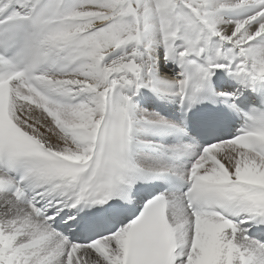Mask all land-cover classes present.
<instances>
[{"label": "snow or ice", "instance_id": "snow-or-ice-1", "mask_svg": "<svg viewBox=\"0 0 264 264\" xmlns=\"http://www.w3.org/2000/svg\"><path fill=\"white\" fill-rule=\"evenodd\" d=\"M218 73L264 89V0H0V264H264V110L187 168L132 158L139 126L180 130L140 89L235 106ZM166 175L186 191H133Z\"/></svg>", "mask_w": 264, "mask_h": 264}, {"label": "bare ground", "instance_id": "bare-ground-1", "mask_svg": "<svg viewBox=\"0 0 264 264\" xmlns=\"http://www.w3.org/2000/svg\"><path fill=\"white\" fill-rule=\"evenodd\" d=\"M159 60L157 61V78L159 81H164L165 79H170L171 77H174L177 72L180 71L178 67H176L175 64L171 62H167L164 59V51L161 48L158 52ZM237 86L239 89H241V84L237 81ZM157 88L158 91H154L151 88H142L139 90V92L133 96V113L135 116L139 117L141 115H147V114H157L155 112V109L157 108L154 106V103L152 101V98L154 96H158L162 99L163 103L170 107L171 105H176L178 100L175 98L174 95L169 94L170 89L167 87L164 83H158ZM140 104H143L140 106ZM165 118V116H161ZM166 119V118H165ZM157 134V131L151 129L149 126H139L138 129L134 132V137L137 141H150V144H144V143H134L133 148V160L139 164L147 165L151 164L157 161L164 160L166 162L172 163L174 166L179 168H187L189 167V162L192 158H194L196 152L198 151V148L190 145L188 143H177V144H169V145H160L152 140V137ZM179 146H186L190 150V155L188 156H178L174 159H170L168 157V154L163 151V149H170L172 147H179ZM151 150H158L161 155H158L156 153L154 154H148L145 152L146 149ZM182 157L188 158V162H182ZM258 239V238H257Z\"/></svg>", "mask_w": 264, "mask_h": 264}, {"label": "rangeland", "instance_id": "rangeland-1", "mask_svg": "<svg viewBox=\"0 0 264 264\" xmlns=\"http://www.w3.org/2000/svg\"><path fill=\"white\" fill-rule=\"evenodd\" d=\"M156 154H158V155H161V153L158 151V152H156Z\"/></svg>", "mask_w": 264, "mask_h": 264}]
</instances>
